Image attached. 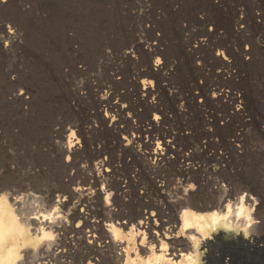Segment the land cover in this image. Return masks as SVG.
Segmentation results:
<instances>
[{
  "label": "rangeland",
  "instance_id": "obj_1",
  "mask_svg": "<svg viewBox=\"0 0 264 264\" xmlns=\"http://www.w3.org/2000/svg\"><path fill=\"white\" fill-rule=\"evenodd\" d=\"M0 6V142L6 143L0 187L25 191L29 173L49 182L56 170L50 182H68L73 172L75 186L87 181L78 166L92 180L99 175L100 186L130 188L131 204L154 207L179 185H230L234 196L255 197L250 227L262 239L249 249L240 240L243 226L226 229L201 263L264 264V0H0ZM144 79L152 81L145 91ZM15 92L28 97L10 100ZM154 114L160 117L151 123ZM70 127L81 141L73 158L80 159L61 176L68 153L58 161L55 144L67 141ZM133 135L136 153L125 145ZM157 141L173 156L161 169L151 167ZM99 157L112 169L108 176Z\"/></svg>",
  "mask_w": 264,
  "mask_h": 264
},
{
  "label": "bare ground",
  "instance_id": "obj_2",
  "mask_svg": "<svg viewBox=\"0 0 264 264\" xmlns=\"http://www.w3.org/2000/svg\"><path fill=\"white\" fill-rule=\"evenodd\" d=\"M11 31L9 30L8 34L12 35L13 32ZM11 40H15L14 37ZM198 42L203 43V40L199 39ZM148 46L150 49L151 44ZM220 53L223 55V59H228L225 54ZM151 67L155 70H160L159 58L153 62ZM256 74L258 73L256 72ZM150 86H152L151 80L144 79L142 81L144 91ZM18 87H16V90H18ZM19 90H21L20 87ZM10 93L12 92L10 91ZM224 93L226 91L222 92V95ZM21 94L22 92L17 94L15 92L12 98H8L18 101L28 97L24 98V95L22 96ZM236 99H239L237 93ZM16 105L18 104L16 103ZM238 106L236 107L238 108L237 111H240V106ZM159 117L158 114H154L151 118V123L158 121ZM69 130L67 141L64 142V139V141L61 140L63 143L55 144L57 153H59L58 161H60L64 153H68H66L67 160L62 156L67 164L63 162L60 169V163H58L59 175L61 176L68 172H65L66 168H73L74 160L79 158L77 156L73 158L80 151L79 137V141L77 139L75 141L74 129L70 127ZM53 131H56V129ZM60 133L62 134V132ZM15 136L17 137V135ZM135 138L137 137L134 135L131 138H127L128 141L125 145L130 144L128 151L135 152L134 147H132L133 143L137 142ZM84 139L85 145L91 146L92 138L86 135ZM5 144L4 141H1L0 148ZM165 144L168 146V143ZM85 145L83 144V147ZM6 146L10 147L11 145ZM164 148L160 141L156 142V146L151 152L152 157L154 156L153 161H151L152 168L160 166L161 169L164 163L172 161L173 156L171 154L167 156L168 151H164ZM9 149H15V147ZM17 150H14V152ZM92 151L93 149L90 152ZM94 151L95 157L101 154L100 151ZM55 158V155H53V162ZM71 158L72 160H70ZM99 158L101 159L96 164L108 176L112 169L108 167L109 164L102 157ZM162 159H166V162H162ZM36 160L38 159L36 158ZM71 161L72 163L68 164ZM62 166H64V170ZM18 167L20 166L18 165ZM83 168L80 169L77 166V171L83 174L87 181L84 180L85 182L83 183L78 181L75 186L72 185L75 184L73 181L77 177L75 179L72 178L75 177L73 172L69 174L70 180L68 182H60L58 180L60 185L56 184V181V183H53V177L59 173V170H56L55 172L57 173L51 178L52 182H50L51 179L46 182L43 179L44 177L42 179L39 178V174L35 175L38 177V181L35 180L37 183H34L35 185L30 184L34 179V175L29 173L30 171H26L29 176H32V179H29L30 183L26 181L27 184L22 180L26 184L25 191L15 190L12 192L7 187H0V264H202L201 260L204 251L209 250L212 252L214 246L222 240V231L226 229L243 226L241 230L244 234L240 237V240L249 249L256 247V243L262 239V236L259 233L256 235L257 232L253 227H250V221L253 219L250 215L253 211H251V201H255V197L248 194V192L241 195L236 193L238 196H234L232 194L233 190L227 189L230 185L227 188L221 185L215 187L211 183V185L208 184L210 185L208 187L206 186L207 184L203 185L201 181L197 189H194L192 185L190 186L191 190L179 185L176 187L177 192L173 191V195L166 196L157 204L154 203V207H152V203L142 206L140 204H131V197H125L126 191H129L130 188L124 189L125 186L120 182H106V184L100 186V180L97 178L99 175L92 180L93 174L87 173V167V169ZM11 173L13 174V171ZM185 173L188 172L185 171ZM61 176L60 178H62ZM63 180L65 179L63 178ZM164 188L165 185L163 184L158 186V189L163 190ZM231 188L233 187L231 186ZM29 189L33 190L29 191ZM142 201L144 199H141L140 203ZM255 204H257V201ZM254 213L257 214V212ZM241 216L246 217L245 220L239 219ZM257 222L259 221L256 220L255 223ZM202 248L203 250H201Z\"/></svg>",
  "mask_w": 264,
  "mask_h": 264
}]
</instances>
